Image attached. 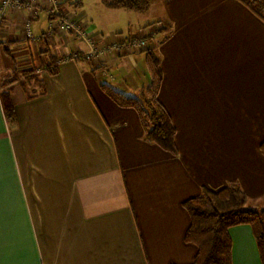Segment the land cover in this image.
I'll return each instance as SVG.
<instances>
[{
	"label": "crops",
	"instance_id": "0c3cea01",
	"mask_svg": "<svg viewBox=\"0 0 264 264\" xmlns=\"http://www.w3.org/2000/svg\"><path fill=\"white\" fill-rule=\"evenodd\" d=\"M61 1L95 46L137 37L148 49L87 60L89 44L46 12H8L0 264H192L185 201L237 184L250 207L264 209V21L239 0H154L151 16L102 4L92 16L81 0ZM133 13L136 25L116 36ZM30 19L37 41L26 36ZM145 51L160 60L158 100L175 126L177 156L147 141L137 112L103 90L138 98L151 81ZM76 52L83 57L68 60ZM230 237L233 264H261L250 226Z\"/></svg>",
	"mask_w": 264,
	"mask_h": 264
},
{
	"label": "trees",
	"instance_id": "16d2710c",
	"mask_svg": "<svg viewBox=\"0 0 264 264\" xmlns=\"http://www.w3.org/2000/svg\"><path fill=\"white\" fill-rule=\"evenodd\" d=\"M153 1L100 0L107 9L139 13L147 12ZM239 1L264 21V0ZM145 52L151 81L138 98L128 97L109 85H103V90L119 107L137 112L147 141L177 156L175 126L158 100L162 83L160 60L151 51ZM47 70L55 71L53 66ZM35 71L31 69L27 73L35 74ZM1 100L7 118L12 120L15 107L10 92L3 90ZM259 149L264 156V140ZM183 207L190 218L185 241L197 248L192 264H233L230 230L239 226L251 227L261 264H264V209L250 207L248 196L239 185H229L217 192L204 190L200 196L185 201Z\"/></svg>",
	"mask_w": 264,
	"mask_h": 264
},
{
	"label": "built area",
	"instance_id": "2783aa9c",
	"mask_svg": "<svg viewBox=\"0 0 264 264\" xmlns=\"http://www.w3.org/2000/svg\"><path fill=\"white\" fill-rule=\"evenodd\" d=\"M61 0H0V35L2 26L9 11H30L33 16H38L40 12H46L47 16L55 19L57 27L65 33H70L79 39L85 40L91 50L85 56V59L91 60L102 56L104 53H120L130 50H146L148 49L147 39H139L137 37L123 38L122 41H116L110 45L97 47L89 38L85 29H83L76 21L71 20L61 9ZM32 20L25 24L26 36L28 39L37 41L32 30ZM83 56L76 52L68 58L70 61H78ZM40 72V70H38Z\"/></svg>",
	"mask_w": 264,
	"mask_h": 264
},
{
	"label": "rangeland",
	"instance_id": "374dc122",
	"mask_svg": "<svg viewBox=\"0 0 264 264\" xmlns=\"http://www.w3.org/2000/svg\"><path fill=\"white\" fill-rule=\"evenodd\" d=\"M67 2L66 3H73L74 1H77V0H66ZM82 2H83V4H84V10L89 14V15H92V16H96V14H97V9L98 8H101L100 6H102L101 5V2H100V0H81ZM154 3V2H153ZM68 4V5H69ZM68 5H66L65 6V9L67 10L68 8H69V6ZM67 11H69V10H67ZM66 11V13H67V15H74V13H75V11H73V12H71V11H69V12H67ZM147 15H149V16H151L152 14H159V9H158V7L157 6H155L154 4H151V6H150V8H149V10H148V12L146 13ZM131 16H133V17H124L122 20H121V22H119L116 26V36H122V37H127V31H128V27H129V22L130 21H132L133 20V23H130L131 25H133V26H135L136 25V23H137V17L136 16H138L136 13H133V15H131ZM142 16V15H141ZM34 29V28H33ZM118 29V30H117ZM34 31V30H33ZM122 32V34H120ZM34 33V32H33ZM119 33V34H118ZM76 39H78V40H81L82 41V39H79V38H77L76 36H74ZM0 82H4V80L2 79V77H1V75H0Z\"/></svg>",
	"mask_w": 264,
	"mask_h": 264
}]
</instances>
